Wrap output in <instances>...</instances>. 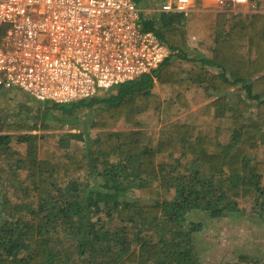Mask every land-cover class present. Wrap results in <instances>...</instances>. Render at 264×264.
<instances>
[{
	"label": "trees",
	"instance_id": "trees-1",
	"mask_svg": "<svg viewBox=\"0 0 264 264\" xmlns=\"http://www.w3.org/2000/svg\"><path fill=\"white\" fill-rule=\"evenodd\" d=\"M135 1L145 29L171 50L157 69L75 102L33 97L42 108L32 124L0 115V264H201L189 214L264 222V13H217L206 54L191 47L184 14ZM157 83L171 90L168 111L190 108L194 90L206 127L178 120L150 134L142 116L157 103ZM65 126L75 132L47 159L39 136L20 133ZM259 263L245 254L230 264Z\"/></svg>",
	"mask_w": 264,
	"mask_h": 264
},
{
	"label": "built area",
	"instance_id": "built-area-1",
	"mask_svg": "<svg viewBox=\"0 0 264 264\" xmlns=\"http://www.w3.org/2000/svg\"><path fill=\"white\" fill-rule=\"evenodd\" d=\"M153 11L236 16L260 0H156ZM260 12V11H259ZM134 0H0V86L42 102L95 97L152 73L171 54Z\"/></svg>",
	"mask_w": 264,
	"mask_h": 264
},
{
	"label": "rangeland",
	"instance_id": "rangeland-1",
	"mask_svg": "<svg viewBox=\"0 0 264 264\" xmlns=\"http://www.w3.org/2000/svg\"><path fill=\"white\" fill-rule=\"evenodd\" d=\"M260 5V12L256 13H264V0H260ZM184 16L188 20L187 29L190 35L191 47L207 54L215 44L217 12L199 8ZM143 20L141 13L142 23ZM191 65V63H185V67ZM155 93L158 96L157 103L153 101L152 108L142 116L145 128L150 134L158 137L169 122L178 120L184 122L195 119L199 125L206 127L208 118L199 115V109L202 105L195 104L197 95L194 90L188 94L192 106L183 109L175 104L174 108L171 111L169 110L170 114L173 115L171 119L168 118L167 114L171 104V90L157 83ZM231 97L235 99L234 94ZM158 102L161 103L160 108H158ZM40 106V103L36 102L31 95L22 90L0 91V115H6L7 120L10 122L26 120L32 124L40 115V109L42 108ZM154 106L157 107L154 108ZM129 128L127 124L119 123L116 125L115 130L124 131ZM70 132L75 131L71 127L65 126L50 131L37 129L20 133H32L39 136L38 155L41 159H47L52 153L63 150L59 149V139L62 135ZM91 135L93 138H97L99 131L92 130ZM70 144L72 146L83 145L81 141L76 140H71ZM13 147L21 152H26V145L24 144L17 145L14 142ZM162 160L166 161V157H162L160 161ZM10 194H12L13 200L19 199L18 197L21 195L19 191H11ZM171 196L172 194L168 195L169 198ZM242 205L246 204L243 203ZM186 226L193 231L195 236L201 264H230L238 261L239 257L245 254L254 256L255 259H258V262L264 264V222L257 216L253 217L248 213L212 219L205 213L192 212L188 216Z\"/></svg>",
	"mask_w": 264,
	"mask_h": 264
},
{
	"label": "clouds",
	"instance_id": "clouds-1",
	"mask_svg": "<svg viewBox=\"0 0 264 264\" xmlns=\"http://www.w3.org/2000/svg\"><path fill=\"white\" fill-rule=\"evenodd\" d=\"M135 1V0H134ZM136 2V1H135ZM138 5V4H137ZM139 6V5H138ZM141 10H143L142 8H141ZM153 10V9H152ZM159 14H166V13H159Z\"/></svg>",
	"mask_w": 264,
	"mask_h": 264
}]
</instances>
